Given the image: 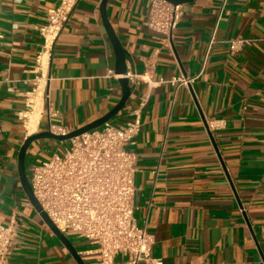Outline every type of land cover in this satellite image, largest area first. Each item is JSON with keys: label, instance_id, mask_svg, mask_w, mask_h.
Wrapping results in <instances>:
<instances>
[{"label": "crops", "instance_id": "0c3cea01", "mask_svg": "<svg viewBox=\"0 0 264 264\" xmlns=\"http://www.w3.org/2000/svg\"><path fill=\"white\" fill-rule=\"evenodd\" d=\"M101 2L79 0L46 48L42 29L59 0H0V224L18 217L10 264H79L28 198L18 157L30 135L75 130L120 101L123 75ZM149 4H106L131 87L109 121L124 124L146 99L140 132L127 146L137 154L136 222L153 234L151 254L162 264H264V0L182 3L168 41L146 25ZM231 38L251 44L232 53ZM197 74L190 86L172 82ZM55 141L30 145L28 175L43 149L70 145ZM64 234L85 264H97L95 244Z\"/></svg>", "mask_w": 264, "mask_h": 264}, {"label": "built area", "instance_id": "2783aa9c", "mask_svg": "<svg viewBox=\"0 0 264 264\" xmlns=\"http://www.w3.org/2000/svg\"><path fill=\"white\" fill-rule=\"evenodd\" d=\"M78 1L59 0L48 10L47 24L42 29L46 48L69 21ZM182 15V4L150 0L146 25L168 41ZM228 43L233 53L250 45L251 40L231 38ZM199 76L174 78L172 82L190 86ZM145 101L128 112L124 124L107 121L71 139L64 152H54L30 168L29 180L42 210L62 233L74 231L95 244L97 264H162L151 254L153 234L136 222L137 154L127 149L140 132ZM17 226V216L6 225L0 224V264H10ZM120 254L125 257L123 262L116 260Z\"/></svg>", "mask_w": 264, "mask_h": 264}, {"label": "water", "instance_id": "95a60500", "mask_svg": "<svg viewBox=\"0 0 264 264\" xmlns=\"http://www.w3.org/2000/svg\"><path fill=\"white\" fill-rule=\"evenodd\" d=\"M108 0H102L100 5V12L102 15L103 23L106 28V31L110 37V40L113 44L117 65H116V73L123 75L122 78H120L121 86H122V97L118 104L114 106L107 114L102 116L101 118L94 120L80 128H77L75 130L66 132V133H56L52 131L51 129L37 132L35 134L30 135L26 138L22 146L20 147L19 151V157H18V170H19V177L21 184L30 199L33 206L36 208V210L41 214L43 217V220L46 222V224L49 226V228L57 235V237L65 244V246L70 250V252L73 254L75 259L78 261L79 264H85L80 255L78 254L75 247L72 245L68 237L62 233L57 226L53 223V221L49 218V216L42 210V207L38 200L36 199L31 183L29 180V175L27 174L26 170V156L28 149L30 145L39 139H45V138H52L58 141H69L73 139L74 137H77L85 132H88L90 130L96 129L98 127H101L105 122L112 119L115 115H117L126 105L127 100L129 99L131 95V87H130V80L127 76L128 69L125 62V51L123 48V45L118 38L113 26L108 20V16L106 13V4ZM169 2H172L174 4H182L185 2H190L192 0H168Z\"/></svg>", "mask_w": 264, "mask_h": 264}, {"label": "rangeland", "instance_id": "374dc122", "mask_svg": "<svg viewBox=\"0 0 264 264\" xmlns=\"http://www.w3.org/2000/svg\"><path fill=\"white\" fill-rule=\"evenodd\" d=\"M57 144H62V143H65V142H67V141H58V140H56L55 141ZM56 152V151H59V150H56V148L54 149V150H51L49 147L48 148H45V149H43V159H47V158H49L50 157V155L51 154H53L54 152ZM65 151V148H61V150L59 151L60 153H62V152H64ZM32 163H38V161H35V162H32ZM32 163H30V164H32ZM30 167H29V165H28V169H29Z\"/></svg>", "mask_w": 264, "mask_h": 264}, {"label": "bare ground", "instance_id": "6f19581e", "mask_svg": "<svg viewBox=\"0 0 264 264\" xmlns=\"http://www.w3.org/2000/svg\"><path fill=\"white\" fill-rule=\"evenodd\" d=\"M38 116H39V107L38 105H36L35 110L32 113L31 120L28 123L30 130L35 129Z\"/></svg>", "mask_w": 264, "mask_h": 264}]
</instances>
